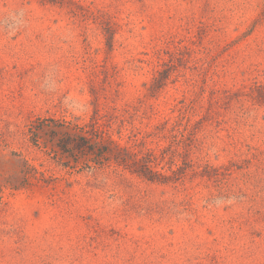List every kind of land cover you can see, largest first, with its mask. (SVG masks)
<instances>
[{
  "label": "rangeland",
  "instance_id": "obj_1",
  "mask_svg": "<svg viewBox=\"0 0 264 264\" xmlns=\"http://www.w3.org/2000/svg\"><path fill=\"white\" fill-rule=\"evenodd\" d=\"M97 110L181 179L27 138ZM23 161L38 180L14 190ZM0 264H264V0H0Z\"/></svg>",
  "mask_w": 264,
  "mask_h": 264
},
{
  "label": "trees",
  "instance_id": "obj_2",
  "mask_svg": "<svg viewBox=\"0 0 264 264\" xmlns=\"http://www.w3.org/2000/svg\"><path fill=\"white\" fill-rule=\"evenodd\" d=\"M158 83L157 81L152 85V91H156L158 85H162V83ZM125 113H128V111L124 110ZM102 118H105V120H102ZM116 121L123 125L122 115L112 112L102 116L98 113V110L94 113L91 122L84 126L74 125L65 120L38 118L28 128L27 138L36 148H39V141L44 140L42 143L44 147L50 144L51 152L55 156L59 155L61 158L67 159L68 163L71 161L75 167L81 165L87 169L101 168L113 162L116 166L129 170L150 182L167 184L181 179L185 169L176 166L175 170H171L172 166H175L172 154L168 160L170 175L162 172V167L161 170L157 169L160 163L166 159V155L170 152L169 148L160 146L156 150L147 148L144 138L138 139L134 134L128 136L131 142L121 146L110 136H107L112 123ZM166 125L167 122L155 127L156 133L152 135L158 137L165 131ZM177 126L180 125L176 124L170 131L172 133L169 137L170 142H177L176 135H173ZM122 128L120 127V129ZM155 152H158V154ZM14 156L17 157L15 154ZM23 164L22 170L16 172L14 177H12L14 184H9L14 190L32 185L31 179L38 180L36 176L38 174L37 170L26 161H23ZM183 165L186 168L189 163L186 162Z\"/></svg>",
  "mask_w": 264,
  "mask_h": 264
}]
</instances>
